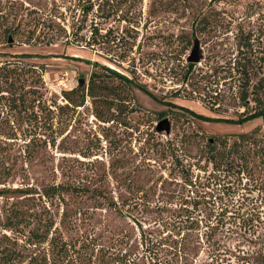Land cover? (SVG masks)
Segmentation results:
<instances>
[{
  "label": "rangeland",
  "instance_id": "rangeland-1",
  "mask_svg": "<svg viewBox=\"0 0 264 264\" xmlns=\"http://www.w3.org/2000/svg\"><path fill=\"white\" fill-rule=\"evenodd\" d=\"M206 1L199 6L205 0H195L190 9L184 0H0V62L29 56L24 62L43 74L40 118L4 116L3 124L10 122L16 131L7 127L11 135L0 138L6 165L13 168L1 170L0 190L22 191L0 197V222L19 209L30 224L23 227L25 238L1 228L0 236L14 237L31 254L32 230L39 231L43 244L36 250L56 264H119L121 252L138 264H163L170 256L157 243L191 215L231 222L217 239L236 254L238 248L253 249L250 239L264 232V117L234 123L245 108L238 75L229 72L239 28L252 32L258 58L264 53V0ZM89 5L93 10L84 13ZM211 8L227 12L223 25L193 35L199 12ZM232 17L238 21L229 23ZM94 28L99 35L92 36ZM195 40L204 57L190 67ZM87 62L132 80L128 115L119 119L105 110L99 120L90 98L83 108L59 110L67 104L63 92L79 87L81 79L87 86L99 69ZM165 118L170 134L156 129ZM254 130L257 155L247 147L246 158L241 153L217 165L211 161L209 141L222 149V141L229 146L235 136ZM60 183L101 190L124 205L123 216L99 197L41 196L44 187ZM235 219L249 224L236 228Z\"/></svg>",
  "mask_w": 264,
  "mask_h": 264
},
{
  "label": "trees",
  "instance_id": "trees-1",
  "mask_svg": "<svg viewBox=\"0 0 264 264\" xmlns=\"http://www.w3.org/2000/svg\"><path fill=\"white\" fill-rule=\"evenodd\" d=\"M128 1V0H126ZM188 4V8L192 9L195 0H184ZM207 1L205 0V6ZM127 5V4H126ZM129 6V5H128ZM93 5H89L85 8L84 13L92 11ZM205 9L199 12L196 17L193 27L192 34L199 35L208 33L212 29L223 25L221 24L227 12L225 10H216L211 8L210 12H204ZM215 10V11H212ZM206 11V10H205ZM255 14V11L252 12ZM259 13V12H258ZM251 18V17H249ZM238 21L235 17L230 18L228 22ZM230 23V22H229ZM252 32L245 33L243 28H239L238 35L235 36L237 40V56L235 57V68L230 70V75L233 71L238 75L239 84L238 95L241 101V106L245 108V111L240 114V120L234 122L235 124L242 125L254 119L264 117V53L261 58H258L253 45V39L251 37ZM93 35H99V29L94 28ZM261 35L264 39V30H261ZM10 41V38H9ZM29 56H21L20 60H6L3 63L0 62V121L1 129L0 138L6 134L7 127L10 131H16V127L11 126L10 122L5 125L3 124L8 121L4 116H10L12 118L21 119L23 114L27 117L40 118L39 109H41L42 94L41 84L43 82L42 70L40 71L36 65L28 64L23 59ZM93 67H98V70H93L89 84L85 87H77L69 91L63 92V97L67 104L64 106H58L59 110L62 111L67 108L85 107L87 98H90L95 109V116L99 120H104V113L106 111H114L117 113L119 119L129 114L127 111V98L128 93L126 90L130 89L132 80L127 76L120 74L119 72L103 66L100 63H90ZM190 67H193L191 64ZM234 77V76H233ZM117 81V86L111 82ZM141 87V86H140ZM38 108V110H36ZM3 115V116H2ZM208 121H222L216 119H209ZM225 122V121H224ZM236 139L232 144L228 146L226 141H222V149L218 148L217 145H212L209 141V148L212 151L211 161L217 165V161L222 157H228L229 155L240 156L241 153L245 156L244 150L248 147L247 151L251 152L254 156L257 155L258 146V131L254 130L251 133H244L235 136ZM33 137L30 141L33 140ZM0 144V182L2 183L3 173L1 170H13L11 166H7V160H9L8 152L2 148ZM262 153L264 154V140L260 146ZM246 158V156H245ZM241 156L240 159H244ZM10 161V160H9ZM244 171V170H242ZM22 190L15 189L10 190L4 187L0 190V197L6 196L11 193H19ZM69 193H76L77 195H84L89 197H99L107 200L108 207L115 211V213L123 216L124 205H121L110 198H106L105 194L101 190L92 188H77L69 184H54L43 188L42 197L47 199L57 198L62 199L63 195ZM139 200L140 197H135ZM140 204L136 202V206ZM177 230L175 233L171 232L162 238L157 244L161 246L162 252H165L166 256L170 258L165 260L163 264H264V232L259 234L258 237L250 239V245L253 249L248 251L242 248H238V254L232 249L226 248L221 240L217 239L218 233L226 227L227 223L222 219L213 220L209 217L205 220H200L191 215L186 218L177 221ZM236 228L242 229V227L249 223L245 222L241 224L238 219L233 220ZM30 224V218L21 212V210H13L8 216L2 219L0 222V228L3 231L14 232L20 234L21 237L25 238L23 227ZM254 227L253 222L247 228L251 229ZM226 229V228H225ZM31 241L29 246L32 247L33 252L31 254H25L20 249V244L17 239L11 238L10 236L3 234L0 236V264H56L55 259L52 260L51 256L45 253L44 256L40 255L37 251L39 245H42L43 235L39 231L32 230ZM48 241V239L46 240ZM55 239L52 238L50 243L55 248ZM123 242V240H122ZM156 244V249L157 248ZM166 245V246H165ZM165 246V247H164ZM65 247L62 246V249ZM52 248V247H51ZM53 249V248H52ZM67 256L69 253L68 248L63 250ZM155 252V250L153 249ZM206 252V259L201 258V254ZM157 253H160L158 251ZM52 254V253H50ZM130 254L121 252L118 255L119 264H138V260L129 259ZM158 257V254H156ZM235 260L233 261V259ZM72 259V258H71ZM62 262L61 264H64ZM67 264H76L74 260H69Z\"/></svg>",
  "mask_w": 264,
  "mask_h": 264
},
{
  "label": "water",
  "instance_id": "water-1",
  "mask_svg": "<svg viewBox=\"0 0 264 264\" xmlns=\"http://www.w3.org/2000/svg\"><path fill=\"white\" fill-rule=\"evenodd\" d=\"M9 42H12L11 38H10ZM203 57H204V54H203V50L201 48V44H200L199 40H195L193 49H192L190 55L188 56V62L191 64H198L201 62ZM85 83H86V80L81 79L79 81L80 87H83ZM156 129L158 132H166L167 134H170V132H171L170 120L168 118H165L164 120L160 121L157 124Z\"/></svg>",
  "mask_w": 264,
  "mask_h": 264
}]
</instances>
